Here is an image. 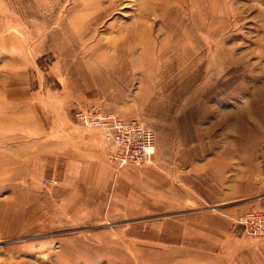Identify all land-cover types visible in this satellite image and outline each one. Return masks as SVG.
Here are the masks:
<instances>
[{"label":"rangeland","instance_id":"374dc122","mask_svg":"<svg viewBox=\"0 0 264 264\" xmlns=\"http://www.w3.org/2000/svg\"><path fill=\"white\" fill-rule=\"evenodd\" d=\"M79 109L151 128L152 159L117 166ZM65 137L134 172L144 214L113 179L81 209ZM200 208L264 211V0H0V264H167L152 222Z\"/></svg>","mask_w":264,"mask_h":264},{"label":"crops","instance_id":"0c3cea01","mask_svg":"<svg viewBox=\"0 0 264 264\" xmlns=\"http://www.w3.org/2000/svg\"><path fill=\"white\" fill-rule=\"evenodd\" d=\"M78 140L71 144L65 137L56 145L62 146L58 156L62 163L60 183L69 186L72 192L81 191L77 198L74 197L80 201L81 209L94 206L88 202H94L96 198L86 195L84 186L105 188L113 179L112 204L119 212L126 216L144 214L143 206L148 196L141 194L145 190L137 183L134 172L124 168L114 173L110 163L101 159L98 152L87 150L91 141ZM127 189L133 192L131 196ZM155 198L156 202L159 201ZM133 203L137 204L136 207L131 206ZM163 203L160 206V201L155 204L154 211L159 212L161 207L169 204ZM135 227L137 238L143 241L149 230H144V225L138 223L131 230L134 231ZM151 234L153 245L168 249L167 264H264V238L247 234L242 227L233 224L230 217L218 211L200 208L169 214L166 219L152 222Z\"/></svg>","mask_w":264,"mask_h":264},{"label":"built area","instance_id":"2783aa9c","mask_svg":"<svg viewBox=\"0 0 264 264\" xmlns=\"http://www.w3.org/2000/svg\"><path fill=\"white\" fill-rule=\"evenodd\" d=\"M76 117L83 125L97 128L114 146L113 162L117 166L142 165L156 151L154 133L135 119H124L113 111L81 110ZM235 224L251 236L264 237V211H249L235 218Z\"/></svg>","mask_w":264,"mask_h":264},{"label":"bare ground","instance_id":"6f19581e","mask_svg":"<svg viewBox=\"0 0 264 264\" xmlns=\"http://www.w3.org/2000/svg\"><path fill=\"white\" fill-rule=\"evenodd\" d=\"M100 15V14H99ZM99 17V16H98ZM201 17V16H200ZM190 50L186 51L185 52V55L189 54Z\"/></svg>","mask_w":264,"mask_h":264}]
</instances>
